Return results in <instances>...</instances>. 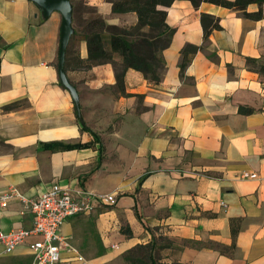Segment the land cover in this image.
Wrapping results in <instances>:
<instances>
[{
	"label": "crops",
	"instance_id": "crops-1",
	"mask_svg": "<svg viewBox=\"0 0 264 264\" xmlns=\"http://www.w3.org/2000/svg\"><path fill=\"white\" fill-rule=\"evenodd\" d=\"M75 31L65 67L76 85L83 127L58 63L62 14L33 0H0V191L16 186L36 197L53 183L115 193L92 211L68 217L60 231L85 259L62 249L54 264H139L124 253L161 244L154 264H264V3L260 18L202 0H174V27L159 82L115 62L79 66L88 42ZM110 24H136V11L86 0ZM260 8L249 2L250 12ZM220 18L206 39L201 16ZM199 49L184 69L183 47ZM244 171L256 175H244ZM33 211L18 197L0 202V229L31 228ZM233 231H236L235 239ZM27 236L0 264H31ZM235 241V242H234Z\"/></svg>",
	"mask_w": 264,
	"mask_h": 264
},
{
	"label": "trees",
	"instance_id": "trees-1",
	"mask_svg": "<svg viewBox=\"0 0 264 264\" xmlns=\"http://www.w3.org/2000/svg\"><path fill=\"white\" fill-rule=\"evenodd\" d=\"M115 12L136 11L138 21L136 24L128 26H118L110 24L100 14H95L89 18H84L83 11L94 12L95 8L86 0H79L81 13L78 17V31L83 34L88 42L89 55L85 61H80L79 66L90 67L94 64L115 62L114 53L119 52L122 56V63L117 66L116 76L119 85L123 84L124 74L128 67H134L146 75L152 82H159L161 69L164 65L162 51L166 48L174 33V27L166 21L167 9L160 7L169 6L174 0H110ZM202 0H192L194 5H198ZM229 7L238 8L246 16L260 18L263 15L262 4L264 0H207ZM259 2L260 8L250 12L246 9L249 2ZM87 9H84L83 7ZM204 36L207 39L214 28H220V18L210 13H203L201 16ZM199 45L189 43L183 47L184 58L181 67L184 69L190 62L191 57L186 55L199 49ZM1 62V58H0ZM83 127L86 124L83 119ZM234 239L236 231H233ZM235 242V241H234ZM155 244L151 242L138 243L128 249L124 256L132 263L154 264ZM171 264H187L183 262H173Z\"/></svg>",
	"mask_w": 264,
	"mask_h": 264
},
{
	"label": "built area",
	"instance_id": "built-area-1",
	"mask_svg": "<svg viewBox=\"0 0 264 264\" xmlns=\"http://www.w3.org/2000/svg\"><path fill=\"white\" fill-rule=\"evenodd\" d=\"M243 174L256 175L249 171ZM14 197L20 198L33 211L35 222L31 228L0 229V243L9 252L27 236L39 234L41 237L30 244L33 253L31 264H54L61 259L62 249L74 251L78 258L85 259L78 248L61 233L62 223L72 215L92 211L98 202L115 203L117 200L115 193L74 190L60 182L53 183L36 197H28L16 186L0 191V202L3 204Z\"/></svg>",
	"mask_w": 264,
	"mask_h": 264
},
{
	"label": "water",
	"instance_id": "water-1",
	"mask_svg": "<svg viewBox=\"0 0 264 264\" xmlns=\"http://www.w3.org/2000/svg\"><path fill=\"white\" fill-rule=\"evenodd\" d=\"M42 9V14L44 16H49L52 11L59 10L62 14L61 20V31H60V50H59V63L58 70L61 83L66 86L73 95L75 105L82 119L80 110V98L76 85L70 80L67 70L65 67L66 52L68 43L72 34L75 31L73 24L74 16V5L72 0H33Z\"/></svg>",
	"mask_w": 264,
	"mask_h": 264
},
{
	"label": "rangeland",
	"instance_id": "rangeland-1",
	"mask_svg": "<svg viewBox=\"0 0 264 264\" xmlns=\"http://www.w3.org/2000/svg\"><path fill=\"white\" fill-rule=\"evenodd\" d=\"M83 8L84 9H87L85 6ZM160 245L159 244H155V246H154L153 252H154V255L156 257H159L160 256V250H161V246Z\"/></svg>",
	"mask_w": 264,
	"mask_h": 264
}]
</instances>
